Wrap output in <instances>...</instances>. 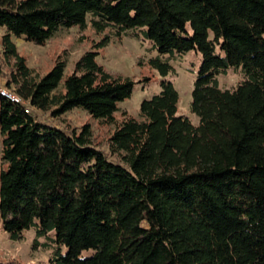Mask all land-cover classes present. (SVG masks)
Wrapping results in <instances>:
<instances>
[{
	"label": "trees",
	"instance_id": "16d2710c",
	"mask_svg": "<svg viewBox=\"0 0 264 264\" xmlns=\"http://www.w3.org/2000/svg\"><path fill=\"white\" fill-rule=\"evenodd\" d=\"M88 23L106 33L61 86L64 57L36 76L11 40L44 45ZM0 26L3 55L14 60L9 83L32 108L56 117L77 107L115 123L112 160L88 124L77 132L42 122L0 92V227L9 239L34 228V245L45 237L54 247L47 264H264V0H0ZM122 34L151 41L148 63L161 76L174 72L175 53L201 54L190 101L197 124L176 114L167 78L137 116L122 110L116 122L135 81L108 72L95 47ZM230 70L242 79L221 88L217 77Z\"/></svg>",
	"mask_w": 264,
	"mask_h": 264
},
{
	"label": "rangeland",
	"instance_id": "374dc122",
	"mask_svg": "<svg viewBox=\"0 0 264 264\" xmlns=\"http://www.w3.org/2000/svg\"><path fill=\"white\" fill-rule=\"evenodd\" d=\"M4 33L5 28L0 26V41ZM105 33H95L88 23L83 30H80L78 26L61 28L44 45L26 41L22 36L11 35V40L36 76L47 73L57 56L64 57L66 66L60 82L61 86L65 76L71 73L75 61L84 51L90 49L94 42L101 41ZM95 50L97 51L96 61L108 72L127 76L135 81L130 97L118 104L119 110L114 114L116 122L120 120L122 110L137 116L141 101L158 93L160 80L167 78L173 82L179 94L176 114L187 116L193 124L198 123V116L190 109V101L193 81L201 61L199 52L189 50L185 53H175L168 59L174 72L161 76L148 63V59L154 57L156 51L152 48L151 41L143 37L122 34L111 37L105 45L97 46ZM13 67V58L4 57L0 42V87L12 92L15 91V87L14 84L9 83V80ZM146 76L149 78L148 80L145 79ZM217 78L221 88H230L242 79V75L239 71L230 70L226 74H219ZM31 113L42 122L63 127L68 131L76 129L79 132L83 125L88 124L93 145L107 153L112 160H116V157L109 153L108 148V137L113 132L115 123L101 121L77 107L56 117L51 116L49 111L35 108H31ZM49 236L54 237V232H49ZM35 239V230L32 227L23 231V238L20 240L9 239L6 232L0 227V264H47L53 254L54 247L42 244L45 237L38 238V243L34 245ZM60 251L64 254L67 247L62 245ZM92 253V249H87L83 250L80 256L87 257Z\"/></svg>",
	"mask_w": 264,
	"mask_h": 264
},
{
	"label": "built area",
	"instance_id": "2783aa9c",
	"mask_svg": "<svg viewBox=\"0 0 264 264\" xmlns=\"http://www.w3.org/2000/svg\"><path fill=\"white\" fill-rule=\"evenodd\" d=\"M0 92L5 96L9 97L11 100L21 102L22 104H24L26 106L27 111L31 110L32 107L30 106L29 101L22 99L15 91L14 92L8 91L7 89L0 87Z\"/></svg>",
	"mask_w": 264,
	"mask_h": 264
}]
</instances>
